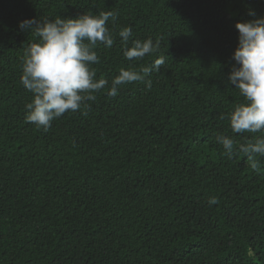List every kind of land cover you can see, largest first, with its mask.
<instances>
[{
	"label": "trees",
	"instance_id": "trees-1",
	"mask_svg": "<svg viewBox=\"0 0 264 264\" xmlns=\"http://www.w3.org/2000/svg\"><path fill=\"white\" fill-rule=\"evenodd\" d=\"M117 14L95 49L108 85L44 131L28 123L20 82L28 19ZM254 11L256 16H250ZM264 0H0V264H264V157L249 165L227 117L244 98L228 76L237 23ZM128 46L160 47L128 61ZM159 71L108 95L121 68ZM235 141L229 159L216 140ZM216 197L218 204L209 205Z\"/></svg>",
	"mask_w": 264,
	"mask_h": 264
},
{
	"label": "clouds",
	"instance_id": "clouds-1",
	"mask_svg": "<svg viewBox=\"0 0 264 264\" xmlns=\"http://www.w3.org/2000/svg\"><path fill=\"white\" fill-rule=\"evenodd\" d=\"M255 17L254 11L249 12ZM117 14L101 12L82 14L75 19L56 18L54 20L28 19L18 25L21 30L30 31L38 42L29 44L24 49L21 84L33 94L32 102L26 105L28 123L47 131L55 119L66 112L76 113L88 107V101H95V93L108 85L105 78L97 79L92 66L100 63L95 51L98 45L113 47L115 39L107 24L115 23ZM238 47L232 60L233 66L228 76L229 82L239 90L244 102L237 104L227 119L233 133H260L261 135L244 144L237 151L247 155L251 169L260 173L257 155L264 157V16L237 23ZM132 35L131 27L122 28L121 38L123 56L128 61L143 60L148 54L156 53L159 43L151 38L135 40L132 46L128 42ZM164 58L156 59L150 66L121 68L112 80L108 95L116 97L121 85L143 82L152 71H159ZM216 140L231 159L234 155L235 141L225 135H217ZM218 199H209V205L218 204Z\"/></svg>",
	"mask_w": 264,
	"mask_h": 264
}]
</instances>
